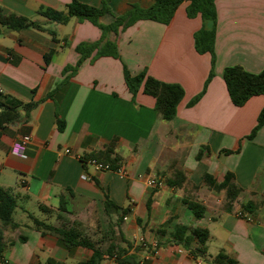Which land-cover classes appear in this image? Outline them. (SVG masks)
Masks as SVG:
<instances>
[{"label":"crops","instance_id":"obj_1","mask_svg":"<svg viewBox=\"0 0 264 264\" xmlns=\"http://www.w3.org/2000/svg\"><path fill=\"white\" fill-rule=\"evenodd\" d=\"M81 1L107 6L111 13L99 22L109 25L133 5L148 8L155 0ZM70 2L0 0L4 15H22L44 27L14 30L0 24V111L11 107L21 115L0 129V186L18 201L17 226L0 223L6 243L0 264H48L50 259L74 264L94 256L91 248L68 246L58 235L35 229L33 217L75 226L104 252L114 243L124 251L125 264H209L170 241L179 224L208 229L212 257L224 251L240 264H264V125L248 138L264 95L236 106L224 80L230 66L264 70V0H216L215 23L190 17L186 1L168 24L138 20L118 34L108 33L119 57L97 56L94 48L74 72H65L82 59L79 44L103 36L90 20L58 23L39 14L47 7L66 11ZM202 28H215L214 66L212 55L196 48ZM125 68L183 86L176 117L164 120L153 96L142 90L134 95ZM30 102L36 105L26 109ZM25 135L31 142L21 157L12 147ZM108 145L121 158L118 170H98L87 161ZM177 171L185 180L170 185ZM229 171L243 189L230 209L225 191L211 189L204 179L211 174L221 182ZM140 174L161 178L165 185L148 186ZM62 197L70 212L59 210ZM185 201L204 204L205 216L195 219ZM141 238L157 241L158 247H145ZM104 262L117 264L106 256Z\"/></svg>","mask_w":264,"mask_h":264},{"label":"trees","instance_id":"obj_2","mask_svg":"<svg viewBox=\"0 0 264 264\" xmlns=\"http://www.w3.org/2000/svg\"><path fill=\"white\" fill-rule=\"evenodd\" d=\"M188 1L187 13L190 17L201 16L204 20H211L215 23L217 18L216 0H155L154 3L148 7L143 8L139 5H133L130 11L121 16H115V20L109 25H103L99 22L101 16L111 13L107 6L96 7L87 4L81 0H71L67 5L66 11L57 10L54 8H41L39 14L47 18L49 21L58 23H67L72 17L81 20H90L98 25L103 30V36L100 41L95 43H81L77 46V50L82 53V59L75 66H69L65 69L67 72L72 69L74 72L83 59L88 55L91 49H97V56L111 55L119 57V51L115 40L107 38V34L114 32L119 33L120 29H125L138 20H152L163 24H168L173 19L177 9L181 4ZM0 24L7 28L19 30L26 27H33L37 29H44L42 24L28 17L9 14L4 15L0 10ZM53 40H57L55 32L50 30ZM196 48L200 53H210L212 55V64H215V28L200 29L195 35ZM54 49L45 55L46 63L50 62ZM213 76V70L210 73L209 80ZM224 80L229 92L232 103L236 106L244 105L251 97L257 95H264V70L259 73L247 71L240 65L227 67L224 71ZM125 81L130 91L135 95L142 90L144 93L153 96L156 99V110L161 114L164 120L170 121L174 119L178 113L180 102L185 96L183 86L178 83H169L159 80L152 75L143 71L137 75H132L127 68H125ZM207 82V83H208ZM203 92L194 97L189 105L197 103ZM36 103L30 102L25 105L26 109L34 107ZM20 113L11 107H3L0 111V129L8 123L14 122L20 118ZM61 125V122L58 121ZM264 125V107L261 110L258 122L249 139L254 138L258 130ZM91 157L98 159L104 164H108L111 170H118L120 168L121 158L115 153L112 146L108 145L105 150L93 154ZM90 157V158H91ZM207 185L217 191H225L227 208L230 209L233 202L238 198L242 192V188L236 183L235 174L227 172L224 179L219 182L211 174H205L204 177ZM185 180L183 172L177 171L174 179H169L170 185H181ZM188 207L192 210L195 219L199 220L205 216L207 207L198 201H185ZM68 201L62 197V203L59 207L60 211L70 212L67 207ZM108 206L111 202H107ZM18 206L17 197L10 189L0 186V223L3 227L15 228L17 223L14 221L13 214ZM115 208L118 209V206ZM46 210L49 208L45 207ZM51 210V209H50ZM128 210H125L127 212ZM34 228L43 233H54L58 235L68 246L80 245L91 248L95 251L94 256L87 261H80L74 264H101L104 257L116 258L117 264H125L127 258L124 257V251L112 243L108 246L106 252L96 246L88 235L81 233L75 226H55L46 221L33 217ZM3 227H0V256L2 257L3 250L6 246ZM210 233L206 228L190 227L184 224H179L172 233L170 241L184 246L189 250L190 254H197L208 259L209 264H240L239 261L232 258L224 251H220L216 256L212 257L208 254L207 241ZM25 237H21L24 240ZM105 255V256H104ZM48 264H65L56 262L52 259Z\"/></svg>","mask_w":264,"mask_h":264},{"label":"built area","instance_id":"obj_3","mask_svg":"<svg viewBox=\"0 0 264 264\" xmlns=\"http://www.w3.org/2000/svg\"><path fill=\"white\" fill-rule=\"evenodd\" d=\"M31 142V136L30 135H25L18 139L13 147H12V152L18 156L21 157H26V150ZM68 151V150H67ZM90 164L94 165L98 170H110V167L108 164H104L103 162L99 161L98 159L91 157L87 160ZM84 178H87L85 175L83 176ZM139 178L142 179L148 186L151 187H163L165 185L164 180L161 178H155L153 176L145 175V174H140ZM242 212L240 213V215ZM142 245L145 247H152L153 249H156L158 247V242L157 241H151L148 242L144 238H141ZM114 263H116V258L112 257L110 258ZM2 260V257L0 256V261ZM102 264H107L106 262Z\"/></svg>","mask_w":264,"mask_h":264},{"label":"rangeland","instance_id":"obj_4","mask_svg":"<svg viewBox=\"0 0 264 264\" xmlns=\"http://www.w3.org/2000/svg\"><path fill=\"white\" fill-rule=\"evenodd\" d=\"M35 210H36V213H39V212H38V211H39L38 209H35Z\"/></svg>","mask_w":264,"mask_h":264}]
</instances>
